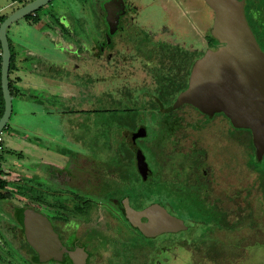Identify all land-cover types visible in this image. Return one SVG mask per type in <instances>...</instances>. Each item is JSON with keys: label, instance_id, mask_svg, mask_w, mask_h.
<instances>
[{"label": "rangeland", "instance_id": "rangeland-1", "mask_svg": "<svg viewBox=\"0 0 264 264\" xmlns=\"http://www.w3.org/2000/svg\"><path fill=\"white\" fill-rule=\"evenodd\" d=\"M11 1L0 0L1 13L9 12V7H6V5ZM53 2L55 17L65 16L71 23L78 20L80 24L76 27L72 26H74L73 29L76 28L75 32L81 38L87 35L86 31L94 33L92 35L95 38H92L90 48L96 56L101 57V60L99 65H95L96 67L90 64L88 70L95 74L96 79L100 82L99 86L108 87L113 86V84L121 85L125 83V78L109 80L115 78V74L113 75L111 67L107 63L110 54L108 52L104 53V50L107 48V51H111L114 45L108 40L98 39L100 38L99 29L97 28L98 16L102 12V5L105 6L107 0H54ZM134 2L137 5L140 3L143 5L140 7L137 22L147 25L146 29L149 31L168 32L170 29L169 36H167L170 40H172L171 36L174 34L180 37L198 39L196 41L198 43L194 44L198 57L206 52L203 49L209 48L207 40L212 37L210 24L212 17L213 19L215 17V13L205 0H141L139 2L135 0ZM18 5L20 3H16L10 9L14 10ZM39 13L43 17L45 12L41 10ZM86 26H88L87 29ZM26 32L25 36L28 37L29 34ZM45 39L49 40L47 37ZM25 42L26 38L20 43V51L23 55L29 52L28 45ZM213 42V50L224 46L221 42V45H219L220 43L216 38ZM33 45L40 49L41 53L56 54L50 44H42L41 41L36 40L33 41ZM141 77V75L131 72L128 75L127 82L135 85ZM46 97H48L49 109L44 110L42 107L41 113V108H39L40 112L32 116L31 112L37 106L29 103L21 104L19 109L16 106V111H19L20 115L15 116L14 114L10 121L11 124L16 120L20 127L23 126V129L15 127L20 132L19 134L27 135L33 141L34 146H36L35 144L39 145L38 147H32L31 151H25L28 161L26 160L19 168L28 169L31 165V168L26 171H29L28 175L31 178V175L34 174L35 176L32 185L36 183L45 188H63V190H69L85 197L95 198V196L100 195V192L93 190L96 182L91 179V172L95 171L93 170L94 166L85 165L84 158L89 153L87 146L94 147L89 155H95L105 161L109 158V155L107 151H104L107 148L102 144L106 142V145H109L110 142L115 144L117 136L110 134L107 126H102L106 128V131L102 130L100 135L99 125L97 124L101 122L99 115L90 116L82 112L79 115L69 113L65 116L62 120L64 127L61 130V125H59L61 122L59 116L54 112L55 106H53L54 101L57 99L52 98L49 93L46 94ZM197 113L185 109L175 117L172 128L177 135L178 150L189 151L192 148H203L206 152L205 159L211 166L208 177L212 180L215 188L213 194L219 196L217 198L219 205L224 204V209H228V211L233 209L236 212H239L238 206L241 205L244 207L245 213L249 214V217H246L247 220H254V224L252 221H245L243 224L247 226L238 230H231L223 224L214 225L216 227L211 228L203 222L204 212L210 213V211L201 209V206L212 205V184L206 178L205 168L200 169L202 171L197 177H182L183 181L186 180L185 182L200 183L199 193L201 195L205 194V197L207 196L206 200L195 198L193 206H188L186 202L180 203L179 209L176 210V216L184 221L185 229L183 231L178 233L163 232L153 237L145 235L142 233L143 231L140 232L134 227L126 214L127 218L125 220L126 223L129 221L130 230L123 226L124 221L114 212V209H117L122 214L124 210L119 203L110 200L105 202L109 206H107L108 210L102 215L99 211V217L101 218L99 223L102 224L103 229L113 228L112 234L115 236L107 237V235L99 238L102 234L94 232L93 235L97 234L98 237L94 235L96 237V239L94 238L95 241L94 239L90 240L89 236L93 232L90 228L91 225L83 222L82 230L73 235L77 239L78 246H82L81 249H75L74 252L72 250L66 252L64 248L61 249L59 259L62 262L58 259L46 261L47 259H42L40 256L33 257L31 260L28 256L31 254V249L25 242L20 243V240L24 241L25 239L23 229L15 230L11 227L8 230L7 227L15 219L17 221L20 219L23 223L26 213L32 211V209L18 207V212L13 215L9 211L8 201L0 200V264H84L88 253H97V255L89 256L91 261L87 264H264V195L257 174L245 165L247 159L244 153L245 140L248 135L233 132L228 120L221 115L215 118H204ZM193 127L202 129L203 135L200 133L201 131L196 132ZM33 130L36 132H33ZM114 130L120 131L117 128H114ZM7 132L5 130L3 135L7 138L6 145L9 146ZM125 134L130 135L128 132H125ZM200 134L202 137H200ZM218 137L225 139L226 144H221ZM30 143L32 146V142ZM147 143L142 142V146L146 148ZM221 145L224 146V150L223 148L221 150ZM60 149L64 154L56 152ZM194 151L193 158L197 159L199 154L196 153V150ZM13 155L6 154L7 160L4 162L3 169L8 167L9 159H12V161L21 160L20 157H13ZM67 157L68 159L71 158L70 163ZM262 158H264V154ZM79 160H81L80 166L77 164ZM151 166L154 168L156 175L161 173L160 167H155L152 162ZM258 167L260 169L264 168V159L259 162ZM167 173L169 174L167 176L170 177L171 175L172 178L164 180L158 193V197L162 198L163 203L167 202L166 199L169 196L180 193L179 191H169L170 186H174L176 180L173 178L176 177L169 170ZM15 174L25 178V175L18 171ZM17 194L22 201L29 205L32 204L27 200L32 199L33 194H26L21 191ZM43 196H46V193ZM221 200H224L223 204ZM13 202L17 203V200ZM195 207L198 210L195 211ZM198 212L201 213L199 217L196 216ZM234 219L237 220L238 217L235 218L233 212L230 215V220L233 221ZM72 231L74 234L75 230ZM13 236L15 237L13 238ZM104 242L108 243V247L103 246ZM98 247L99 249H97ZM78 254H80V257Z\"/></svg>", "mask_w": 264, "mask_h": 264}, {"label": "trees", "instance_id": "trees-1", "mask_svg": "<svg viewBox=\"0 0 264 264\" xmlns=\"http://www.w3.org/2000/svg\"><path fill=\"white\" fill-rule=\"evenodd\" d=\"M14 1H18L20 5L30 2L28 0ZM11 7H9V12H0V24L9 14L17 9L11 10ZM41 10L45 12L43 17L39 13ZM54 10L52 2L39 9L34 15L27 16L26 19L31 20L35 25L40 22L43 23L42 32L50 40L52 47L63 52L65 55L64 62L60 65L53 60L56 59L54 55H41L36 51L30 58L31 66H33L35 72H38L43 77L60 82H68L78 88L79 99L61 97L62 102L54 101L53 106L55 108H60L73 114H80L82 112L90 116L99 115L101 122L98 121L99 123L97 124L99 125L100 135L102 134V130L106 131V128L102 126H107L108 132L117 136L115 144L111 142L109 145H106L107 142L102 144L107 148L104 151H107L109 155V158L105 161L97 158L95 155H89L92 150L85 156V165L94 166L93 170L95 171L91 172V179H94L96 182L93 190H98L100 195L95 196V198H89L74 193L76 197L73 198V213H60V216L55 217L57 220H63L64 223H69V226L66 228L60 225L57 226L58 233L52 228L56 240L57 234H59L62 241L69 239L73 234L72 230L77 228V224L80 225L82 222H88L87 220L96 223L100 216L99 211L102 213L106 207L104 202L117 200L118 203H123L126 198H130L132 205H135L136 208H144L161 201L162 198L158 197V193L164 180H168L171 177V175L170 177L167 176L169 175L167 173L168 170L176 177L173 178L176 181L174 186H170L169 191L180 192L178 193L180 195L173 194L166 199L168 203L173 205L175 210L179 209L180 203L186 202L188 206H193L194 199L197 197L206 200L207 196L205 197V194L201 195L199 193L201 189L200 183L194 184L182 180V177H197L202 171L200 169L205 167V163L201 159L202 151L200 149L196 150V153L199 154L197 159L193 158L195 152L191 155L176 151L177 142L171 128L176 111L168 112L167 110L179 94L188 87L192 68L197 60L195 52L180 45L156 39L151 33L143 29H137L136 26H125L118 39L145 59L144 66L147 71L148 80L144 84L133 88L126 86L100 87L92 75L82 73V67L86 62L94 58L90 48L92 38H95L92 35L94 33L86 31L87 35L81 38L75 32L76 28L73 29L74 26L76 27V25L80 24L78 20H74L71 23L65 16L60 15L59 17H55ZM245 11L251 30L264 52V0H248ZM107 27L106 9L102 5V12L98 16L97 24L100 37H105ZM87 28L88 26H86ZM9 41L12 52L10 89L14 96L16 91L12 74L16 69V59L13 43L10 39ZM211 41L210 45L212 46L213 41ZM1 62L2 49L0 44V118L5 109L1 86ZM197 111L201 112L200 110ZM218 115H222L228 120L233 132L248 135L245 140L244 153L247 158L245 165L257 174L264 195V168L260 169L258 167L259 162L264 158L259 160L256 157V148L253 143L251 130L234 127L230 119L223 112L215 113V117ZM139 126L147 128V135L144 138L138 139V145L144 150L151 169V174L147 179H144L139 173L135 152L130 145V141L122 132V130H137ZM8 128L9 124L4 131L8 130ZM114 128L121 129V131H113ZM142 142H148L146 148L142 146ZM3 161L4 139L2 150L0 151V200L9 202L16 199L17 203L13 206L15 210L18 207L30 209L31 205L36 201L34 197L32 196V199L27 200L32 203L29 205L16 194L19 191L33 194L35 187L30 183V180L34 181V177L32 179H25L18 176L14 180L7 179L6 176L10 175L11 172L8 169L2 168ZM80 162L81 160L77 163L78 166H80ZM151 162L155 167H160L161 173L158 175L154 173ZM73 166L75 167V164ZM43 195L44 192L41 191V196L38 200L46 204V198ZM201 207V209H208L210 211V213L204 212L203 222L211 228L216 227L214 225L223 224L231 230H238L247 226L243 222L252 221L247 220L246 217H249V214L245 213L244 207L241 205L238 206L239 212L233 209L228 212H215L216 210L211 204ZM44 208L45 210L48 209L46 205H44ZM194 210L196 211L198 208L195 207ZM233 212L235 218L238 217V219L231 221L230 215ZM200 214L198 212L196 216L199 217ZM41 216L48 221L45 216ZM252 222L253 224L255 223L254 220ZM18 226H21V220L17 221L15 219V226L9 224L7 229L9 230L11 227L17 229ZM25 243L33 253L37 254L28 241L25 240ZM106 243L104 242V244ZM95 254L97 255V253ZM95 254L89 253V256L92 257Z\"/></svg>", "mask_w": 264, "mask_h": 264}, {"label": "water", "instance_id": "water-1", "mask_svg": "<svg viewBox=\"0 0 264 264\" xmlns=\"http://www.w3.org/2000/svg\"><path fill=\"white\" fill-rule=\"evenodd\" d=\"M53 1L32 0L9 14L0 24L1 86L5 103L0 118V134L13 114V95L10 89L12 52L8 30L15 22L34 15ZM205 1L215 12L212 34L224 46L218 50H208L196 62L188 88L169 110L190 104L210 116L223 112L234 127L251 130L256 155L261 159L264 154V52L246 18L244 0ZM144 134L145 129L141 128L133 136V141ZM137 160L139 171L147 178L148 164L139 148ZM124 204L131 223L146 235L185 229L183 220L169 214L158 204L143 210L132 208L128 199ZM143 218L147 221L143 222ZM22 224L28 242L39 256L42 259L54 257L57 240L49 222L34 211H29Z\"/></svg>", "mask_w": 264, "mask_h": 264}, {"label": "flooded vegetation", "instance_id": "flooded-vegetation-1", "mask_svg": "<svg viewBox=\"0 0 264 264\" xmlns=\"http://www.w3.org/2000/svg\"><path fill=\"white\" fill-rule=\"evenodd\" d=\"M114 2H115L114 0H107L106 4L104 6V8L106 9V17H107L108 27H107V30L105 31V37L104 38L103 37L98 38L100 40L101 39H105L106 41L108 40L109 42H111L114 45V47L111 49V51L110 50L107 51V48H105V50H104V53H107L108 52V54H110V58L107 61V63L110 65L111 70H112L111 72L113 73V75L115 74V78L113 77V78H111L109 80H117L119 78H122V79L125 78L124 79L125 83H123L121 85H115V84H113V86H116V87L126 86V87L133 88V87H136L138 85L144 84L148 80L147 71H146V68L144 66L145 59H143V57L140 54L135 53L134 50H132L131 48L125 46L124 43L121 42L118 39L119 35H121V31L123 30V28L125 26H129V25L136 26L137 29H143V30H146L147 32L151 33L156 39L165 40V41H168L170 43H174V44L180 45V46H182V47H184V48H186L188 50L194 51L195 52V55L197 57V60L195 61L194 66H195L196 62L201 57H203L208 50H213L212 48L214 47V42H212L213 41L212 38H214V36L212 34V27H213V24H214L215 17H214V19L212 17V21H211V24H210L211 25L210 31H211L212 37H209L208 40H207V43L209 45V48L203 49L206 52L203 53L201 55V57H198V55L196 53V49H195V45L198 43L196 41L198 39L195 40V39H193L191 37H180L179 35L174 34V35L171 36V39L172 40H170L169 38H167V36H169L168 32H169L170 29L168 30V32H159V31L152 32V31H149L148 29H146L147 25H143V24L137 22V17H139V15H140V13H139L140 7H137L134 4H130V2H125L124 4L122 2L121 3H116L115 2V4H114ZM244 2H245V8H246V5L248 4V0H244ZM245 14H246V11H245ZM246 18H247V16H246ZM155 30H157V29L155 28ZM187 39H188V41H187ZM210 41L212 42V46L210 45ZM219 45H221V43ZM92 55L94 57L93 60H90V61L86 62V64L82 67V73L83 74L84 73H88V74L92 75L93 78H94V80H95V82L100 85V82H98V80L96 79L95 74L91 73L88 70V66L90 64L93 65V66L99 65V61L101 60V57L100 56H96L93 52H92ZM194 66H193V68H194ZM193 68H192V71H193ZM131 72L134 73V74H136V75H141L142 76L141 79H139V80L136 81L135 85L133 83L127 82L128 75ZM191 74H192V72H191ZM190 77H191V75H190ZM189 81H190V78H189ZM111 82H114V81H111ZM107 83H109V82H107ZM188 86H189V84H188ZM178 97L167 108L168 112H174V111H176V113L174 114V117H173L174 120H175V117L181 111H183L185 109L193 110L196 113L198 112L197 110H199V109H197L195 106L190 105V104H184V105H186L185 107H183L184 105H182L181 107H179V108H177L175 110H169V108L177 101ZM198 115H201V117H204V118H209V117L215 118V114L213 116H210V115H206V114L200 112ZM174 120H173V122H174ZM173 125H174V123H173ZM141 128H144L145 129V134L143 136H141V137L136 138V140L133 141V136ZM119 130L121 131V129H119ZM194 130L196 132H200L201 131L200 133H202V135H203L202 129L200 130V129L194 128ZM172 131H173V128H172ZM122 132L127 137V139L130 141V145H131L132 149L135 152V157H136V162H137V168H138L137 148H139L142 151V153L144 154L145 160H146V162L148 164V177H149V175L151 174V169H150L149 163L147 161L146 154H145L144 150L142 149V147H140L138 145V139L144 138L147 135V128L145 126H139L137 128V130H134V131L122 130ZM125 132H128L130 135L129 136L126 135ZM173 133H174V131H173ZM174 135H175L176 142H178L176 133H174ZM200 137H202L201 134H200ZM222 138H223V136H222ZM222 138H219L221 140L220 143L221 144H223V143L226 144L225 139H222ZM177 146H178V143H176V151L179 152V153L191 154L192 155L195 152L194 150L200 149L202 151L201 152V159L205 163V167L203 169L206 168V170L204 171L205 172V175H207L206 178L212 184V192H211V194H212L211 195V197H212V200L211 201L212 202L211 201L210 202L212 203L213 208H215V210H216L215 212H218V211H226L227 212L228 209H224V204H223L224 203V200H221L223 205L220 206L219 205V202L217 201V198H219V196L213 194L215 188L213 186L212 180L208 177V173H209V170H210V167L211 166L207 163V161L205 159L206 152H204V149L203 148H192L189 151H181V150H178ZM223 147L224 146L221 145V150H222ZM87 148L89 149V152L94 149V147H92L91 145H88ZM192 150H193V152H191ZM223 150H224V148H223ZM70 161H71V158H69V163H70ZM138 171H139V168H138ZM139 173L141 174L140 171H139ZM143 178H144V176H143ZM147 178H144V179H147ZM33 186L35 187V192L33 194H34V199L36 201L31 205L32 211H34L36 214H39V215L41 214V215L45 216L48 219V221H49L50 227L53 228L57 233H58L57 226L60 225L62 227L64 226L65 228L68 227L69 226V223H64L63 220H57L55 217L60 216V213H73V211H74V209H73V198L76 197L75 194H74V192H70L69 190H63V188L62 189H60V188L57 189L56 187L54 189L53 188H47V187L45 188L42 185H39V184H36V183L33 184ZM41 191H43L44 193H46V196H45V198H46V201H45L46 204H43V203H41L38 200V198L41 196ZM126 199L129 200V203H130L131 207L134 208V209H136V210H143V209H145V208H147V207H149V206H151L153 204H158L161 207H163L164 209H166L169 214H171V215H173L175 217H178V216H176L177 215L176 214V210L173 207V205L170 204V203H168V202H166V201H165V203H163L162 202L163 200H161V201H159L157 203H153V204H151V205H149L147 207H144V208H136L135 205H132V203L130 201V198H126ZM213 199H214V201H213ZM221 199H223V198H221ZM113 202L114 203H118L117 200H114ZM104 204L106 205V207H105V209H104V211L102 213H104L105 211H107L108 210V207H109L107 205V203L104 202ZM119 204H120V207H122V209L124 210V213L125 214L124 213L121 214V212L119 210H117V209H114V212L117 213L118 216L121 217L122 220L124 221L125 224H123V226H125V227H127L128 229L131 230V228H130L131 226H129L130 225L129 221L126 223V220H125L127 218V215H126L127 214V211H126L125 204H124V202L123 203H119ZM44 205H46V207L48 209L45 210ZM102 213H101V215H102ZM178 218H180V217H178ZM100 220H101V218L98 217V220H97L96 223L95 222H86L89 225H91L90 228H91V231H93L90 234L91 236H89V239L90 240L91 239L93 240L94 238L96 239V237H94V235H96L98 237L97 234H94L93 235L94 232H97L98 234H102V236L99 237V238H102L103 236L105 237L107 235H108L107 237H109V236H115V235L112 234L113 228H111L109 226L110 228L103 229L102 228V224L99 223ZM142 221L143 222H146L147 219L146 218H143ZM82 226H83V222L80 225L77 224V228L75 229L74 234H72L71 237L69 239H67L66 241H62V239L60 238L59 234H57L58 237H57V247H56L57 250L55 251L56 253L54 252V257L48 258L46 261H49L50 259H52V260H54V259L60 260L59 259V257H60V251H61V249L63 250V248L66 250V252H68L70 250H72V252H74V251H76L75 249H78V248L81 249L82 246H80V247L78 246L79 244L77 243V239L73 235H75V233L77 231H81L82 230L81 229ZM21 228L24 231L23 235H24V238H25L24 241L23 240H20V243L22 244V242H25V240L26 241H28V240H27V236L25 234V230L23 228V224L21 226H18L17 229L15 228V230H18V229L22 230ZM88 229H89V227H88ZM137 229H138V231L142 232L139 228H137ZM181 231H183V230H180V232ZM178 232H176V233H178ZM95 239H94V241H95ZM107 244L108 243L104 244L103 246L104 247H108ZM92 247H93V245H92ZM66 252H64V253H66ZM62 255H63V253H62ZM28 256L32 260L33 257H37V256L39 257V253L37 252V254H35V253H33L31 251V254H29ZM78 256L80 257V254H78ZM90 259L91 258H89V253H88L87 260H85V263L84 264L89 263ZM38 262H40V261H38ZM60 262H62V261L60 260Z\"/></svg>", "mask_w": 264, "mask_h": 264}, {"label": "crops", "instance_id": "crops-1", "mask_svg": "<svg viewBox=\"0 0 264 264\" xmlns=\"http://www.w3.org/2000/svg\"><path fill=\"white\" fill-rule=\"evenodd\" d=\"M28 1H32V0H28ZM116 3H125V2H130V4H134L137 7H142L143 5L140 4H136L134 1L135 0H114ZM138 2L141 0H137ZM153 1V0H151ZM114 2V4H115ZM16 3H18V1H14L12 0L9 4L6 5V7H10V6H14ZM54 4V2H53ZM23 4L18 5L17 9L19 7H22ZM1 12V11H0ZM42 27H43V23L40 22L37 25L33 24V22L29 19H21L17 22H15L8 30V36L9 39L12 41L13 46H14V51H15V59H16V69L14 70L13 74H12V78L14 79V88H15V95L13 96V114L12 117L14 116H18L19 111H16V106L21 107V104H25V103H29V104H34L37 106L36 109H33L31 114L32 116H34L35 114H38L40 112L41 108V113H42V107L44 108V110H46L47 108L49 109V103H47V98L46 94L49 93V95H51L52 98H55L59 103L62 102V98L61 97H69V98H75V99H79V90L78 88L71 83L68 82H60V81H56L54 79H50V78H46L41 76L38 72H35L33 69V66H31V57L33 55L34 52H39L41 55H54L56 59H53L55 62L59 63L60 65L64 62L65 59V55L63 54L62 51L58 50L57 48L53 47L54 50L56 51V54H52V53H41L40 49H38L37 47H35V45H33V41H41L42 44H50V41L45 39V34L44 32H42ZM25 31L28 32L29 36L26 37L25 36ZM26 32V33H27ZM26 38V44L28 45V53L26 55H23L20 51V43L23 42V39ZM25 41V40H24ZM65 89L67 90L65 92ZM61 99V100H60ZM74 100V99H73ZM55 109V113L57 114V116H59L60 122L59 125H61V130L64 127V124L62 123V120H64L65 116L69 115V112L62 110L60 108H54ZM39 110V111H38ZM79 115V114H78ZM12 117L10 119V121L12 120ZM9 124V128H8V145H6V139L5 136L3 135V139H4V161L2 162V167L4 166V162L7 160L6 158V154H14L13 157H20L21 160L17 161V160H13L9 159V163L7 164L8 167L5 169L10 170V175L6 176L7 179L9 180H14L16 177H18L19 175L17 174L16 176V171L20 172L21 174L25 175V179H32L34 176H32V178L28 175L29 168H31V165H29L28 169L27 168H19L21 167L23 163L26 162V158L27 156L25 155V151H31L32 147H38V144H35L36 146L33 145V141H31V139H29L27 137V135L24 134H19L20 132H18L16 128H20L23 129V126L20 127L19 124L15 122L8 123ZM16 131V132H15ZM33 132H36L35 130H33ZM32 142V146L31 143ZM53 151V150H52ZM56 152L64 154V152L62 151V149L57 150ZM67 160L68 157H67ZM28 161V160H27ZM11 165V166H9ZM28 177V178H27ZM30 183L32 184V180H30ZM18 195V194H16ZM16 200V199H14ZM12 201H9L8 204V208L9 211L14 215L17 211V209L21 208H17L15 211V207H13L15 205V203ZM14 225L15 226V220H13L12 223H10V225Z\"/></svg>", "mask_w": 264, "mask_h": 264}, {"label": "built area", "instance_id": "built-area-1", "mask_svg": "<svg viewBox=\"0 0 264 264\" xmlns=\"http://www.w3.org/2000/svg\"><path fill=\"white\" fill-rule=\"evenodd\" d=\"M3 133L0 134V151L2 150Z\"/></svg>", "mask_w": 264, "mask_h": 264}]
</instances>
